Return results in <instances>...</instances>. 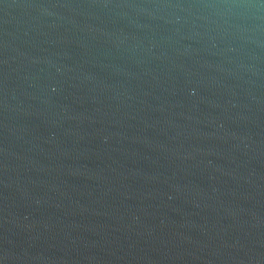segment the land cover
I'll return each mask as SVG.
<instances>
[{"label":"water","instance_id":"obj_1","mask_svg":"<svg viewBox=\"0 0 264 264\" xmlns=\"http://www.w3.org/2000/svg\"><path fill=\"white\" fill-rule=\"evenodd\" d=\"M0 264H264V0H0Z\"/></svg>","mask_w":264,"mask_h":264}]
</instances>
